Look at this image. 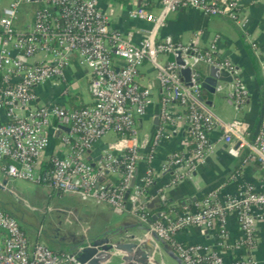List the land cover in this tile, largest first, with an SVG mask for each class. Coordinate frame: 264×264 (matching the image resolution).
Wrapping results in <instances>:
<instances>
[{"label":"built area","instance_id":"built-area-1","mask_svg":"<svg viewBox=\"0 0 264 264\" xmlns=\"http://www.w3.org/2000/svg\"><path fill=\"white\" fill-rule=\"evenodd\" d=\"M159 1L158 13L144 4L128 10L130 18L150 24L135 42L111 28L98 0H0V114L6 115L5 120L0 118V170L13 181L46 184L96 204L127 210L149 224L185 264H227L219 249L185 242L178 233L190 226L218 228L216 246L224 247L226 218L234 213L239 236L226 245L234 254L229 264H260L250 252L257 244V220L264 218V190L248 182L240 181L230 191H224L226 184L210 188L194 208L184 207L173 216L162 215L149 222L152 213L146 203L188 179L214 154L217 143L227 144L228 152L236 157L246 150L245 162L258 160L264 166V119L255 139L249 140L248 125L239 116L249 91L234 63L217 55L218 36L200 48L160 35L169 14L180 8L225 15L246 29L242 0ZM32 3L41 7L20 25V6ZM176 51H180L183 64L168 59ZM115 58H120L122 65L117 66ZM74 59L89 69L93 102L80 108L37 102V88L47 82L61 86L63 97L76 92L75 84L65 77ZM147 62L156 71L162 95L160 124L149 152L150 134L138 124L154 103L151 88L139 80L140 68ZM202 63L232 74V88L225 92L236 114L231 120L223 119L203 100ZM260 65L264 79V58ZM186 67L191 69L189 85L181 75ZM173 106L178 110H172ZM180 124L191 134L187 147L169 151L156 169L150 164L154 152ZM57 131L58 144L45 166L42 158L57 139ZM213 132H218L214 139ZM111 133L116 139L103 148L102 158L94 166L87 153ZM105 169L113 181L100 180ZM166 173L171 174L169 182L157 185L156 179ZM0 264L81 263L43 241L31 246L19 220L0 206Z\"/></svg>","mask_w":264,"mask_h":264},{"label":"crops","instance_id":"crops-1","mask_svg":"<svg viewBox=\"0 0 264 264\" xmlns=\"http://www.w3.org/2000/svg\"><path fill=\"white\" fill-rule=\"evenodd\" d=\"M143 4L155 13L161 9L159 0H130L127 5L114 0H98L100 9L109 17L111 28L121 31L135 42L140 40L142 29L149 28L150 24L130 18L128 10ZM241 14L248 19L246 29L225 15H206L192 8L178 9L169 14L165 25L160 30V35H169L177 41L190 43L200 48H206L218 36L217 55L221 56L227 53L226 59L234 63L249 91L248 100L239 112V116L247 123L246 137L251 140L255 137L257 120L264 104V79L260 65L261 59L264 58V0H242ZM115 63L120 66L123 61L120 58H115ZM209 67L204 63L199 65L201 81L209 76ZM65 77L67 82L75 84L76 92L69 97H63L61 86L47 82L37 88L40 101L58 102L69 108H72V102L79 104L93 102V96L89 89L90 72L87 67L80 65L78 60L74 59L67 68ZM139 80L143 85H148L151 88L154 98V103L148 108L145 116L140 118L141 123H138L144 132L150 134L155 127V118L160 115L162 96L160 84L156 79V71L150 63L147 62L140 68ZM82 81L86 83L90 98L84 96L80 86ZM230 88H232V83L221 87L216 93L204 86L201 89L203 100L225 120H231L236 115L225 94L226 90ZM172 110H178V108L173 106ZM0 118L6 119L4 112H1ZM146 122H149L148 127ZM111 135V140L102 138L87 153L86 158L89 161L94 162L96 158L102 156L103 148L116 139L112 133ZM217 135L218 132H213L211 138L214 139ZM55 138L57 137L55 136ZM190 139L191 134L187 126L180 124L154 152L150 164L156 169L159 168L169 151L184 149ZM57 144L58 138L52 142L43 156L44 164L56 149ZM150 147V144H147V149L149 148L146 149L147 152ZM146 150L144 151L145 155H147ZM246 152L244 150L240 156H232L228 152L227 144L217 143L214 154L203 166L188 179L167 188L166 193H169L176 202L178 201L177 204L158 209L156 212L164 211L163 215L173 216L178 212L173 208L180 205L181 200H191L185 206L180 205L181 210L184 207L194 208L201 199L202 193L204 194L205 191L220 184H226L224 191L234 190L240 181L252 184L257 190H264V166L258 160L245 162ZM238 168H240L239 171H237ZM102 178L103 181L108 182L114 179L109 173H105ZM170 178V173L163 174L156 179V184H167ZM3 183H6L9 189L0 190L2 206L7 212L18 218L31 246L37 241H43L52 247V244L45 240L44 232H49L56 237L57 234H61L70 226L76 228L77 232L87 227H97L98 230L122 227L123 231L127 230L130 233L143 232L144 224L125 209L113 208L107 204H96L92 200H85L74 193H63L46 184L28 180L13 181L3 170H0V184ZM194 196H197L196 200H192ZM225 227L228 232L225 243L229 245L239 236L238 221L234 213L227 216ZM256 228L257 244L250 255L258 259L260 264H264V218L257 220ZM218 230V228L207 230L198 226H190L180 231L178 238L185 242L202 243L219 249L225 257L226 263L229 264L233 257V251L226 245L221 248L216 246ZM155 244L158 248L156 257L163 264H178L170 256L166 242L162 241L161 246L157 242ZM105 264L116 263L109 260Z\"/></svg>","mask_w":264,"mask_h":264},{"label":"water","instance_id":"water-1","mask_svg":"<svg viewBox=\"0 0 264 264\" xmlns=\"http://www.w3.org/2000/svg\"><path fill=\"white\" fill-rule=\"evenodd\" d=\"M180 9L183 10V8ZM220 57L226 59L227 53ZM168 59L175 61L177 64H183L180 51L170 53ZM181 75L186 84L189 85L191 69L189 67L182 69ZM232 81L233 77L229 71L213 65L209 67V76L206 77L204 81H201V85L209 89L211 92L216 93L221 87L223 88L227 84L232 83ZM36 101L39 102L40 98L38 97ZM263 119L264 104L259 113V119L257 120L255 137L261 128ZM138 123H141V119H138ZM159 124L160 119L159 116H157L154 120L155 127L150 133L149 144H151V140L156 129L159 127ZM63 129L68 131L67 127H63ZM59 134L60 131H57L55 136L57 137ZM255 137H253L251 141H253ZM101 158L102 156L96 158L93 165L95 166L97 161ZM105 173H108L107 169H105ZM102 179L103 178L100 177V180ZM134 182L135 177L132 178L130 186H133ZM1 189L8 190L9 188L6 183H3L0 184V190ZM129 192L130 190L128 189L125 193V199H127ZM196 199L197 196L192 198V200ZM177 202L169 195V193H165L163 196H155L149 200L146 203L148 211L152 213L149 222L156 220L164 214V211L156 212L158 209L177 204ZM190 202L191 200H181L180 205L185 206ZM2 205L3 203L0 201V206L3 207ZM11 215L14 216L13 214ZM140 222L144 224L142 233H130L127 230L123 231L122 227L106 228L102 230H98L97 227H87L82 228L80 229V232H77L76 228L74 229L73 226H70L61 234H57L56 237L49 232H44V237L48 243L52 244V249L74 256L81 264H105L109 260L114 261L116 264H163L161 260L156 257L158 248L155 244L157 242L159 246H161L162 241L167 243V250L170 256H172L178 264H185L174 252L171 245L154 232L149 224L142 221Z\"/></svg>","mask_w":264,"mask_h":264},{"label":"rangeland","instance_id":"rangeland-1","mask_svg":"<svg viewBox=\"0 0 264 264\" xmlns=\"http://www.w3.org/2000/svg\"><path fill=\"white\" fill-rule=\"evenodd\" d=\"M41 7V4L40 3H32L30 5H27V4H22L19 8V19H20V25L23 23V20H25L28 15H32L34 14L35 10L39 9ZM80 86L82 87L83 89V93H84V96L86 98H90V94L87 90V87H86V83L85 81H82L80 83ZM146 126L148 127L149 126V122H146ZM103 139L105 140H111L112 139V135L111 134H106Z\"/></svg>","mask_w":264,"mask_h":264},{"label":"trees","instance_id":"trees-1","mask_svg":"<svg viewBox=\"0 0 264 264\" xmlns=\"http://www.w3.org/2000/svg\"><path fill=\"white\" fill-rule=\"evenodd\" d=\"M114 1H116L117 3L123 4V5H127L130 2V0H114ZM72 103H73L72 108H80V107H84V106L88 105L85 103H82V104L74 103V102H72ZM256 163H258V161H256ZM45 166H46V164H45ZM239 169L240 168H238L237 171H239ZM166 207H168V206H166ZM173 209H174V211H179L182 209V207L180 205H177Z\"/></svg>","mask_w":264,"mask_h":264}]
</instances>
